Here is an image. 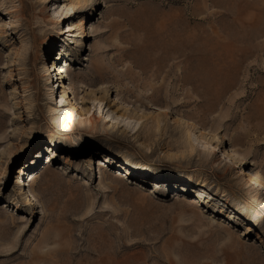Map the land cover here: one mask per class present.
Wrapping results in <instances>:
<instances>
[{
	"label": "rangeland",
	"instance_id": "rangeland-1",
	"mask_svg": "<svg viewBox=\"0 0 264 264\" xmlns=\"http://www.w3.org/2000/svg\"><path fill=\"white\" fill-rule=\"evenodd\" d=\"M249 170L264 0H0V264H264Z\"/></svg>",
	"mask_w": 264,
	"mask_h": 264
},
{
	"label": "bare ground",
	"instance_id": "bare-ground-1",
	"mask_svg": "<svg viewBox=\"0 0 264 264\" xmlns=\"http://www.w3.org/2000/svg\"><path fill=\"white\" fill-rule=\"evenodd\" d=\"M61 54V53H60ZM59 54V55H60ZM55 66V63L53 64ZM57 67L58 65H56L54 67V71L57 70ZM60 68H58L59 70ZM63 72H60L58 73L57 75L59 76L56 80V82H58V80H62L63 79V75H62ZM60 78V79H59ZM54 81V80H53ZM58 84V83H57ZM60 86V85H59ZM65 96V95H64ZM77 99V98H76ZM80 100V99H79ZM93 101V100H92ZM61 102V101H60ZM77 102V100H76ZM103 102V101H102ZM75 103V101H74ZM98 103H101V100L98 101ZM68 104V103H67ZM69 105V104H68ZM78 105V104H77ZM91 105V104H90ZM93 106V105H92ZM67 106L65 104H61V108L59 109V111L57 112V115L55 116L54 118V124L58 127V128H67V127H70L71 130H80V125L83 124L84 121H89L91 123H94L95 121V116L93 117V115H89V112H85L83 110H78V108L76 109L75 106ZM78 107V106H77ZM80 108V107H79ZM103 108V107H102ZM91 109V108H90ZM97 109V108H95ZM94 109V110H95ZM98 111V110H97ZM96 111V112H97ZM106 111V110H105ZM87 113L89 116H87ZM111 113V112H110ZM86 114L87 117H84V115ZM104 114V113H103ZM106 114V112H105ZM109 114V112H108ZM113 116V115H112ZM111 117V116H110ZM108 117V118H110ZM98 118V117H97ZM104 118V117H103ZM107 118V117H106ZM111 119H113L111 117ZM114 120V119H113ZM86 124V123H85ZM76 132V131H75ZM222 160L223 161H232L233 164L237 167L239 165H241L243 162L240 158L239 155L237 154H234V155H229L227 154L226 152H224V154L222 155ZM233 156V157H232ZM246 183L248 185H256L258 187H264V182L262 181L261 178H259V176L253 172L252 170H249L247 173H246V179H245ZM30 201V198L28 199ZM261 208L264 209V196H262V198H259L256 202Z\"/></svg>",
	"mask_w": 264,
	"mask_h": 264
}]
</instances>
